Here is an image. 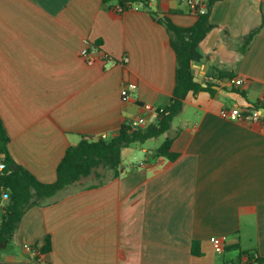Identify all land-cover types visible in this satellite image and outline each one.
Instances as JSON below:
<instances>
[{
  "label": "crops",
  "instance_id": "0c3cea01",
  "mask_svg": "<svg viewBox=\"0 0 264 264\" xmlns=\"http://www.w3.org/2000/svg\"><path fill=\"white\" fill-rule=\"evenodd\" d=\"M141 1L122 10L120 0H0V118L16 167L51 183L82 137L111 138L125 122L156 120L174 88L164 21L190 27L198 16L185 0ZM208 20L192 67L195 82L213 84L214 94L189 91L162 134L176 158L153 156L160 145L146 141L136 147L144 158L117 177L30 207L0 264L264 260V123L220 116L264 100V0L215 1ZM86 42L98 47L91 65L80 57ZM128 83L136 88L123 100ZM46 236L48 253L29 250Z\"/></svg>",
  "mask_w": 264,
  "mask_h": 264
},
{
  "label": "trees",
  "instance_id": "16d2710c",
  "mask_svg": "<svg viewBox=\"0 0 264 264\" xmlns=\"http://www.w3.org/2000/svg\"><path fill=\"white\" fill-rule=\"evenodd\" d=\"M209 0L208 11L204 15H197L196 22L190 27H179L169 20L164 21V27L168 33L169 44L174 52L175 72L174 88L168 104L157 110L156 120L145 127H139L132 122L121 125L116 136L111 138L82 137L74 146H69L58 163L55 175L51 183H42L32 174L15 165L8 150L9 137L0 118V159L5 168L0 172V251L11 248L13 234L24 212L32 206L48 204L56 199L58 194L68 187L90 175L100 177L98 170L110 171L111 177H117L122 171V152L135 145H143L146 141L159 137L166 133L171 122L183 106V100L189 91L197 93L207 91L214 94L211 83L202 87L194 79L193 64L200 62L202 55L199 51V43L209 33L212 25L208 20L209 9L213 2ZM141 0H120L122 10L129 9L133 4ZM221 78V77H219ZM256 107V105H254ZM172 140L166 138L160 146L154 150L153 156L165 157L169 160L176 158V154L170 151ZM89 184L88 187L101 184ZM7 195V203L3 202V195ZM43 199L42 202H39ZM30 251L37 254H45L51 250L50 238L46 236L42 246L37 244L29 247ZM193 254H198L195 246ZM35 259H38L36 256ZM223 264H264V260L253 255H246L244 262H225Z\"/></svg>",
  "mask_w": 264,
  "mask_h": 264
},
{
  "label": "built area",
  "instance_id": "2783aa9c",
  "mask_svg": "<svg viewBox=\"0 0 264 264\" xmlns=\"http://www.w3.org/2000/svg\"><path fill=\"white\" fill-rule=\"evenodd\" d=\"M185 4L190 8V10L196 15H204L208 11L209 0H185ZM134 8H141V5L134 4ZM98 51V47L89 45L86 42V47L82 49L80 57L85 61L86 64L91 65L94 63L92 54ZM126 58L123 59L126 62ZM234 86H241L243 84L242 79H233L230 81ZM136 88L134 83H128L122 87V99L127 100L129 98V92L133 91ZM147 109H150V106H146ZM220 116L229 119L231 121H241V122H251V123H264V100L258 102L255 106H246V107H235L232 109H222L220 111ZM104 138V137H103ZM5 168V165L0 159V172ZM4 199H7V195H3ZM212 247L215 252L221 253L224 248L223 238L219 236L212 237L210 239Z\"/></svg>",
  "mask_w": 264,
  "mask_h": 264
},
{
  "label": "rangeland",
  "instance_id": "374dc122",
  "mask_svg": "<svg viewBox=\"0 0 264 264\" xmlns=\"http://www.w3.org/2000/svg\"><path fill=\"white\" fill-rule=\"evenodd\" d=\"M163 140V136L160 135L159 137L155 138L154 140H150L147 141L145 143V147H149V148H154L156 146H159L160 143ZM138 147V145H135L131 148L125 149L122 152V164L123 167L128 166V165H132L134 163L140 162V160H142L144 158V154L141 152V150ZM149 151V150H148ZM98 172L101 174L100 177H95L93 174L90 175L87 178H82L79 180V182H76L74 185L68 187L67 189L61 191L58 195H63L66 194L68 192H71L73 190H76L77 188H80L82 186L85 185H89V184H96L100 181L105 180L106 178L111 176V172L110 171H104L101 168L98 170ZM43 199H40L39 202H42ZM9 249H5V250H1L0 251V259H3V257L5 256V254H7L9 252ZM233 252V251H231ZM233 256H235L234 252H233Z\"/></svg>",
  "mask_w": 264,
  "mask_h": 264
},
{
  "label": "water",
  "instance_id": "95a60500",
  "mask_svg": "<svg viewBox=\"0 0 264 264\" xmlns=\"http://www.w3.org/2000/svg\"><path fill=\"white\" fill-rule=\"evenodd\" d=\"M194 65H195V66L198 65V63L196 62V63H194ZM193 80H194V81H197V78H194ZM12 168H13V169H16V166H15V165H12ZM34 262L37 263L38 261L35 260Z\"/></svg>",
  "mask_w": 264,
  "mask_h": 264
}]
</instances>
